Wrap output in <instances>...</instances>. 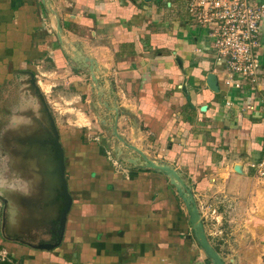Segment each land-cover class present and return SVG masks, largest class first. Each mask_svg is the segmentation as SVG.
I'll use <instances>...</instances> for the list:
<instances>
[{
	"label": "crops",
	"instance_id": "0c3cea01",
	"mask_svg": "<svg viewBox=\"0 0 264 264\" xmlns=\"http://www.w3.org/2000/svg\"><path fill=\"white\" fill-rule=\"evenodd\" d=\"M262 30L241 91L184 0H0V263L213 264L165 175L107 160L116 128L185 179L225 264H264Z\"/></svg>",
	"mask_w": 264,
	"mask_h": 264
},
{
	"label": "built area",
	"instance_id": "2783aa9c",
	"mask_svg": "<svg viewBox=\"0 0 264 264\" xmlns=\"http://www.w3.org/2000/svg\"><path fill=\"white\" fill-rule=\"evenodd\" d=\"M188 18L206 28L217 65L226 68L227 84L238 90L259 82L264 0H184ZM264 104V93L262 94ZM264 180V156L251 164Z\"/></svg>",
	"mask_w": 264,
	"mask_h": 264
},
{
	"label": "water",
	"instance_id": "95a60500",
	"mask_svg": "<svg viewBox=\"0 0 264 264\" xmlns=\"http://www.w3.org/2000/svg\"><path fill=\"white\" fill-rule=\"evenodd\" d=\"M33 77V76H32ZM32 84L35 86V80L32 79ZM207 85L213 92H218V84H217V78L215 75H209L207 78ZM36 87V86H35ZM49 116L51 117L52 121L53 118L48 111ZM52 128L56 132L55 124L52 122ZM115 136L119 138V141H121L127 148L133 150L135 153L139 155V158L137 159H128L127 163L133 164L135 167H137V164L140 162H144L143 166L144 169H150L153 171H156L158 173L164 174L166 177L169 178L171 185L175 187V189L178 192V196L183 201L184 205L187 208V211L190 216V224L192 227V230L194 231L195 238L197 242L199 243L200 247L203 249V251L206 253V255L210 258L213 264H225L221 256L217 253V251L212 247V245L209 243L205 230H204V224L202 220V216L200 214V211L197 207V204L195 202L193 193L191 191V188L187 185V182L185 179L177 172L174 168L171 166L165 164V163H159L155 161H151L148 158H146L143 153L139 150H137L134 146L128 145L124 139L120 138L118 136V133L116 131V128L114 129ZM126 161V160H125ZM237 172H240L239 168H236ZM63 187L65 191L66 198L68 200V206L71 205V197L68 194L67 186L63 182ZM68 213V211H67ZM66 216V214H65ZM53 245H44L40 247L41 249L50 250L53 249Z\"/></svg>",
	"mask_w": 264,
	"mask_h": 264
},
{
	"label": "rangeland",
	"instance_id": "374dc122",
	"mask_svg": "<svg viewBox=\"0 0 264 264\" xmlns=\"http://www.w3.org/2000/svg\"><path fill=\"white\" fill-rule=\"evenodd\" d=\"M56 109V110H55ZM57 109H59V110H57ZM68 109V107H64V106H59V107H54V109L52 108V111L54 112V114H56V116H57V120H58V122H59V124H64V123H66V122H64L63 123V120H70V123L71 124H75L74 123V116H73V118H72V115L70 114V113H72L71 111H68L67 110ZM62 118H64V119H62ZM73 120V121H72ZM78 124H81V122H77ZM106 132V131H105ZM107 138L109 139V141H111V145H108L107 144V146H106V158H107V160L110 162H112V164L114 165V167H116V169L118 170V169H122L123 168V166L121 165V160H119L118 161V158H123V160H124V164L125 163H127V160L128 159H131V157H128L127 156V154L126 153H123V149H126V150H129V148H127L121 141H118V143H117V138H116V136H115V134H114V130L113 129H111V130H108L107 132ZM90 138H92V140H93V138H94V136H90ZM125 140V139H124ZM112 142H115V145L114 144H112ZM119 142H120V145H122V147H123V149H120L117 145L119 144ZM125 142L127 143V141L125 140ZM128 144V143H127ZM117 155V156H116ZM137 156V155H136ZM126 160V161H125ZM121 161V162H120ZM123 163V162H122ZM128 165H131V166H133V164H131V163H127ZM141 165H144V162L142 161V162H140V163H138L137 164V166L138 167H140V168H142V169H144L143 168V166H141ZM148 170H150V169H148ZM164 175V174H163ZM168 180H169V178L168 177H166ZM169 184H170V186H172L174 189H175V187L173 186V185H171V183H170V180H169ZM187 185H189V184H187ZM176 190V189H175ZM2 210H1V207H0V217H1V215H2Z\"/></svg>",
	"mask_w": 264,
	"mask_h": 264
},
{
	"label": "trees",
	"instance_id": "16d2710c",
	"mask_svg": "<svg viewBox=\"0 0 264 264\" xmlns=\"http://www.w3.org/2000/svg\"><path fill=\"white\" fill-rule=\"evenodd\" d=\"M16 261H4V263H0V264H15Z\"/></svg>",
	"mask_w": 264,
	"mask_h": 264
}]
</instances>
